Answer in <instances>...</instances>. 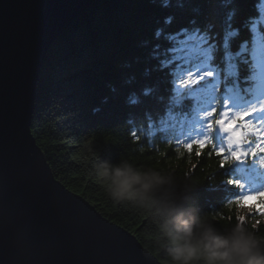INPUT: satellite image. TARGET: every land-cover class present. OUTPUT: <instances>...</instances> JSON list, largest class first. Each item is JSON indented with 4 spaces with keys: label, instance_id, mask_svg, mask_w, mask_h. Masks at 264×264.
I'll return each instance as SVG.
<instances>
[{
    "label": "trees",
    "instance_id": "16d2710c",
    "mask_svg": "<svg viewBox=\"0 0 264 264\" xmlns=\"http://www.w3.org/2000/svg\"><path fill=\"white\" fill-rule=\"evenodd\" d=\"M261 3L96 0L43 59L30 130L54 176L165 264H176L171 249L186 226L193 239L239 228L264 255V215L256 205L242 209L248 202L241 183H232L239 181L233 160L219 155L223 147L194 148L171 136L201 99L232 88L234 72L251 83ZM189 56L213 73L200 87L184 81L195 65ZM103 165L145 180L133 195L114 197L99 175Z\"/></svg>",
    "mask_w": 264,
    "mask_h": 264
},
{
    "label": "water",
    "instance_id": "95a60500",
    "mask_svg": "<svg viewBox=\"0 0 264 264\" xmlns=\"http://www.w3.org/2000/svg\"><path fill=\"white\" fill-rule=\"evenodd\" d=\"M96 0H0V264H165L53 174L30 130L43 59Z\"/></svg>",
    "mask_w": 264,
    "mask_h": 264
},
{
    "label": "clouds",
    "instance_id": "9594fccd",
    "mask_svg": "<svg viewBox=\"0 0 264 264\" xmlns=\"http://www.w3.org/2000/svg\"><path fill=\"white\" fill-rule=\"evenodd\" d=\"M99 175L110 181L112 195L121 198L131 196L133 186L145 180V176L130 169L103 165ZM147 188L148 184L143 183ZM176 264H264V255L257 250V242L237 228L232 236H224L211 229L193 239L190 227L183 229V235L176 238L171 249Z\"/></svg>",
    "mask_w": 264,
    "mask_h": 264
},
{
    "label": "snow or ice",
    "instance_id": "6c2138e0",
    "mask_svg": "<svg viewBox=\"0 0 264 264\" xmlns=\"http://www.w3.org/2000/svg\"><path fill=\"white\" fill-rule=\"evenodd\" d=\"M254 112L251 113H246V112H242L241 116H243V118L245 120L249 119L250 116L253 115ZM231 120V115H229V119H225L219 122V126H222L224 128L227 129V132H231L232 136L230 137V139L232 141H236V142H240V133H237L236 129L240 128V116H237L235 118V120H232V122H229ZM264 122V121H262ZM216 122H214L215 124ZM255 123V121H254ZM262 131H264V129H261ZM215 131V127L212 128V130L209 132L207 131V133H211ZM244 131V129H241V133ZM227 132L225 134H227ZM207 135V139H198L195 141L193 147L195 148L198 145H203L204 147H211V144L213 142L211 135L206 134ZM235 146V145H234ZM261 148H264V144H261ZM259 151V149H256L255 151H253L251 153V155L253 157H255L256 152ZM226 152V150L222 149L219 150V155H224ZM247 154L242 152V151H234L232 153V156L234 159H243V157H245ZM227 163V162H226ZM232 183L239 185V181H232ZM244 199L247 200L248 204L250 205H256L258 207L254 208V211L257 212V214L259 215H264V190H261L259 192H250L248 193L246 196L242 195Z\"/></svg>",
    "mask_w": 264,
    "mask_h": 264
},
{
    "label": "rangeland",
    "instance_id": "374dc122",
    "mask_svg": "<svg viewBox=\"0 0 264 264\" xmlns=\"http://www.w3.org/2000/svg\"><path fill=\"white\" fill-rule=\"evenodd\" d=\"M261 20L262 22H264V0H262V3H261ZM242 209L243 210H246L247 212H250L251 210V205L250 204H243L242 205Z\"/></svg>",
    "mask_w": 264,
    "mask_h": 264
},
{
    "label": "bare ground",
    "instance_id": "6f19581e",
    "mask_svg": "<svg viewBox=\"0 0 264 264\" xmlns=\"http://www.w3.org/2000/svg\"><path fill=\"white\" fill-rule=\"evenodd\" d=\"M253 183H254V184H257V183H258V182H257V178L253 177Z\"/></svg>",
    "mask_w": 264,
    "mask_h": 264
}]
</instances>
